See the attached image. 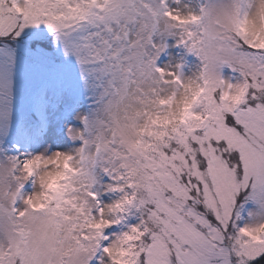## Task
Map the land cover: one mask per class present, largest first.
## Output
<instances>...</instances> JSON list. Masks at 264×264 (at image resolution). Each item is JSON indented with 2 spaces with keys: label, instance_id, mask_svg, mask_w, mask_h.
Returning a JSON list of instances; mask_svg holds the SVG:
<instances>
[{
  "label": "rangeland",
  "instance_id": "obj_1",
  "mask_svg": "<svg viewBox=\"0 0 264 264\" xmlns=\"http://www.w3.org/2000/svg\"><path fill=\"white\" fill-rule=\"evenodd\" d=\"M254 5L0 0V264L264 253Z\"/></svg>",
  "mask_w": 264,
  "mask_h": 264
},
{
  "label": "bare ground",
  "instance_id": "obj_2",
  "mask_svg": "<svg viewBox=\"0 0 264 264\" xmlns=\"http://www.w3.org/2000/svg\"><path fill=\"white\" fill-rule=\"evenodd\" d=\"M253 20V29L264 38V0H255V5L250 11Z\"/></svg>",
  "mask_w": 264,
  "mask_h": 264
},
{
  "label": "trees",
  "instance_id": "obj_3",
  "mask_svg": "<svg viewBox=\"0 0 264 264\" xmlns=\"http://www.w3.org/2000/svg\"><path fill=\"white\" fill-rule=\"evenodd\" d=\"M9 37H6V39L5 38H1V39H2V41H8ZM38 44L46 46L45 42H39ZM241 46H242V49L244 50L245 53H248V52H251V51H253L254 53L255 52H263L264 53V50H253V48H248V46H246V44H242ZM230 123L233 124V120H230ZM174 127L171 126L172 129ZM239 129H241V128L239 127ZM145 224L148 227L149 224L146 221H144V223L140 225V230L143 228V226L145 227ZM139 237H140V235H139ZM148 240H150V236L146 234V235H144L143 239L139 243L136 241L135 245L138 246V247H141L142 246V241H148ZM246 264H264V253L261 254L260 256H258L257 258L248 261Z\"/></svg>",
  "mask_w": 264,
  "mask_h": 264
}]
</instances>
